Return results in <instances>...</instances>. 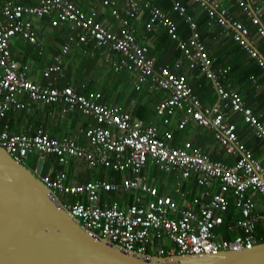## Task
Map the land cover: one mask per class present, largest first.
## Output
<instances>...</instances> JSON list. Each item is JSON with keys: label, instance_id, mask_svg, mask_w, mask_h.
<instances>
[{"label": "built area", "instance_id": "2783aa9c", "mask_svg": "<svg viewBox=\"0 0 264 264\" xmlns=\"http://www.w3.org/2000/svg\"><path fill=\"white\" fill-rule=\"evenodd\" d=\"M36 1L29 4L6 0L1 7L0 122L11 110H28L31 105L41 103L60 104L62 114L80 113L91 117L95 124L83 131L86 144L82 145L71 137H50L41 126L31 134L13 133L6 120L0 123V146L18 161L32 152L46 156L52 165L48 174L41 177L42 182L90 234L126 251L159 256L198 255L251 248L260 243L262 236L255 231L264 214L257 212L253 194L264 196L263 114L249 107L238 90L223 83L230 67L213 68L214 58L200 40L197 24L180 0L174 2L172 10L189 26L186 39L178 36L174 21L153 0H123L124 15L114 0H100L104 6H112V15L120 23L118 32L96 21L95 11L86 13L69 0ZM190 1L204 8L219 26L232 28L233 32L225 30V34H230L264 71V59L253 42L252 45L248 42L250 29L232 21L226 8L220 7L216 0ZM235 1L249 17L255 36L264 43L260 7L264 0ZM142 10L148 14L147 31L162 26L176 43L181 52V59L175 63L176 71L184 61L187 69L197 70L211 82L216 95L213 103L203 104L183 73L168 66L155 68L154 60L147 54L148 47L135 41L128 19L136 18ZM53 14L52 27L67 22L72 32L54 54L53 63L42 71L45 83L38 84L27 77L21 64L12 57L9 41L20 34L28 42L38 44L31 19ZM90 39L98 47L106 45L120 54L111 66L116 72H133L136 90L149 83L153 90L166 92L155 105L164 129L144 123L118 105L102 102L99 92L84 94L70 86L57 85L62 59L71 45L86 44ZM249 79L259 88L254 75ZM178 112L180 115L176 116ZM236 115L259 140L261 157L257 158L240 140L233 121ZM173 118H177L175 125L179 130L189 124L212 130L215 142L235 162L213 160L191 141L175 146L174 134L167 128ZM69 158L123 176L119 182L69 183L66 171L58 169ZM151 168L173 175L174 187L160 191L150 177ZM192 180L195 184H191ZM66 196L72 199H65ZM220 230L232 236L223 238Z\"/></svg>", "mask_w": 264, "mask_h": 264}, {"label": "crops", "instance_id": "0c3cea01", "mask_svg": "<svg viewBox=\"0 0 264 264\" xmlns=\"http://www.w3.org/2000/svg\"><path fill=\"white\" fill-rule=\"evenodd\" d=\"M5 0H0V8ZM33 2L29 4H33L36 2V0H32ZM73 2L76 6L80 7L83 10H96L98 12V20L105 25L108 29H110L113 32H118V29L120 27L119 21L112 17L110 14V9L108 7H102L96 0H70ZM116 7H118L120 14L123 15L124 13V6H123V0H114ZM176 0L172 1L171 7L173 9V4ZM219 3L220 7L226 8L228 16L231 18L232 21H238L241 22L245 27H249L251 31V35L248 36V40L250 42H253V44L260 42L259 39L254 34V27L249 22V17L247 14H245L242 9L238 6L237 2L235 0H216ZM23 2V0H22ZM180 2L185 6L186 13L190 15L187 12L190 11L191 13L197 17V15L200 12H206L204 8H202L199 4L195 2H191L190 0H180ZM25 3V2H24ZM158 8H160L167 16L170 17V13L167 12V10L162 9L157 4H155ZM255 6V5H253ZM261 9L264 12V4H260ZM208 17L212 20L210 27L207 28L208 31L203 32L198 31V24L196 22V18L192 15L193 20L197 24V31L199 34L204 35V39L201 37L200 40H203L204 45L206 49L208 50L209 54L214 58L213 68H224L228 65H226V61L223 58L224 64L215 65L216 64V58L215 54L213 52L214 48L217 52H219L222 56L226 52L225 50H221L223 47V44H220V40H229L231 38L230 34H225L227 30L229 33L233 32L232 28L224 29L223 27L219 26L216 23V20L214 18H211L209 14L206 12ZM179 15V14H178ZM264 16V15H263ZM54 17V15L43 17V18H32V25L34 28V31L38 38V44L30 43L26 39L15 36L10 41L9 50L11 52L12 57L21 64V68L24 69L26 72L27 77L38 84L45 83L46 79L42 75V71L53 62V56L57 52H59L61 45L67 40L69 34L72 32L67 25L61 24L57 27H52L50 25L51 18ZM179 17L183 20V23L187 26V36L183 37L181 35L178 29V25L176 24L175 20L171 18L174 21V24L176 26V31L178 33V36L181 39H186L189 35L188 30L189 26L185 19L179 15ZM185 21V22H184ZM148 22V14L146 10H142L138 16L133 19L132 24L135 26L133 27L134 35H135V41L141 45H148L150 46L153 36L152 34L156 32V30L160 27L157 26L156 28L152 29L151 31L146 30V24ZM216 27H220L221 33L215 34ZM247 27V28H248ZM248 28V29H249ZM215 34V35H214ZM200 36V35H199ZM171 39V38H170ZM172 40V39H171ZM171 45L176 47V43L172 40ZM171 45H167V52L164 54L161 59H158L160 57L159 54L157 55H150L148 51V56L154 60V65L156 64V61L161 62L160 64L167 65L170 69L176 71L175 63L181 59V52L178 50V52L174 51V49H171ZM149 48V47H148ZM80 50V52L85 54L88 57H96L97 60L100 58L102 61L105 60L109 63L111 66V62L118 60L120 57V54L113 49H111L109 46H100L97 48L93 42H88L86 45L81 46H72L69 50V52L66 55H70L73 57H78L79 54H76V51ZM180 53V54H179ZM99 56V57H98ZM67 57V56H66ZM79 61L81 59L79 58ZM182 61V60H181ZM229 61V60H228ZM222 62V63H223ZM70 63L64 61V57L62 59V71L60 74V77L56 80V83L59 87L70 85L74 87L77 91L83 92L82 88L84 87L86 80L81 81L82 84L80 87H75V79L76 75H69L67 73L68 66L71 67L74 70H77V63L73 67L72 65H69ZM161 66V65H160ZM159 67V66H158ZM230 67V66H229ZM112 68V66H111ZM70 69V68H69ZM73 70V71H74ZM113 70V68H112ZM114 71V70H113ZM116 72V71H114ZM120 72H126V78L123 79L124 81L121 84H129V88L124 85L117 86L116 81L114 87L112 89H116L115 92L108 93V95L103 96V94L100 91L101 94V101L104 103H107L109 105H118L123 111L129 112L132 114L130 109L133 107H136L138 104L145 105L147 110L151 112L150 110H154V114L151 112L149 119L151 120H141L145 122L146 124H156L160 126L161 129H164L165 127L160 125V117L156 115L155 112V105L157 101L166 96V92L159 90L160 93L157 95H153L152 88L149 87V83L143 84L141 86L140 90H136L134 87V80L136 78V75L133 72H130L128 70H122ZM177 73H183L189 85L193 88H205L204 94H206V89L209 92L205 96V100L202 101L203 104H211L216 99L215 92L213 90L212 84L209 80H207L203 75L199 74L197 70H189L186 67V64L184 61H182V67L176 71ZM119 73V72H116ZM238 73H235V76L231 73H227L226 77L223 79V83L225 85H230L234 89L238 90L246 104L251 107L255 112L262 113L261 120L264 122V106H262L264 101V77L263 76H255L258 83L260 84L259 88L256 86H253L251 83H247V80H243L240 75H236ZM202 77H204L206 80H204ZM236 78H240L239 80H236ZM205 81V82H204ZM204 82V83H203ZM252 82V81H250ZM62 84V85H61ZM90 92H95V90H91ZM87 94V93H84ZM197 95V94H196ZM198 96V95H197ZM1 98V97H0ZM23 110V109H22ZM9 113H15L12 115V117H8ZM152 114V116H151ZM180 113L178 112L176 116H179ZM67 117V119H66ZM11 119L13 122V125L10 126V130L13 133H23V134H31L34 132V130L41 126L44 131L50 136V137H71L76 140L79 144H86V138L84 136L83 131L88 126H93L95 124L94 120L91 117L84 116L80 113L76 112H70L68 114H62L60 104H41L36 103L29 107L28 111L23 110L18 112L16 109L11 110L8 112L6 118H4L0 123L2 124L4 121ZM178 118V117H177ZM177 118H173L171 120V124L167 126L170 130H172L174 134V141L173 144L175 146H180L185 141H191L195 146L199 147L204 153H206L211 159L213 160H221L223 162L233 164L235 161V158L231 155L225 154L223 155L221 152L216 150V146H207L205 144V139L201 136L200 133H198L199 126L194 124L187 125L184 129L179 130L176 128V120ZM160 120V121H158ZM235 120V121H234ZM158 121V122H156ZM233 121L236 122L238 127V134L239 136H243L244 133H248V135H253L252 131H250L247 128V125L244 124L240 117L238 115L234 116ZM9 122V121H8ZM171 126L174 127V129H171ZM203 128V127H202ZM207 130V128H204ZM186 130V132L189 133V139H186L185 135L182 131ZM210 130V129H209ZM69 131L70 133L67 132ZM212 133V130H210ZM51 132V133H50ZM182 132V133H180ZM60 134V135H56ZM254 136V135H253ZM213 137V133H212ZM256 138V137H255ZM257 139V138H256ZM214 140V138H213ZM217 144V143H216ZM218 145V144H217ZM219 146V145H218ZM220 147V146H219ZM254 151V150H253ZM225 153V152H224ZM210 154V155H209ZM254 154L257 158L261 157L262 151L260 149V142H259V149L258 151H254ZM41 156V155H40ZM51 159V157H49ZM215 158V159H214ZM52 162H54L53 159H51ZM58 169H62L66 171L68 182L69 183H82L90 180L94 181H106V182H112V174L114 172H111L108 169L102 168V167H94L89 168L83 161H80L76 158H69L67 163L58 167ZM87 170H90L91 172L87 174ZM105 170H107L105 172ZM152 170V168H151ZM91 175V177H90ZM119 180L122 178L123 174H118ZM150 177L154 179V183L161 189L167 188L171 189L174 187V179L173 175H168L162 173L161 176L157 177L152 175V172H150ZM119 182V181H117ZM191 184H195V180L191 181ZM162 191V189L160 190ZM165 191V190H164ZM171 192V191H168ZM254 200L256 202V210L260 214H264V196L258 193L253 194ZM65 199H72L70 196H66ZM260 224L264 225V219L259 222ZM258 223V224H259ZM258 235V234H257ZM260 236V235H258ZM262 236V235H261Z\"/></svg>", "mask_w": 264, "mask_h": 264}, {"label": "water", "instance_id": "95a60500", "mask_svg": "<svg viewBox=\"0 0 264 264\" xmlns=\"http://www.w3.org/2000/svg\"><path fill=\"white\" fill-rule=\"evenodd\" d=\"M51 165L40 157L30 169L0 146V264H264V242L199 255L126 251L90 234L42 182Z\"/></svg>", "mask_w": 264, "mask_h": 264}, {"label": "trees", "instance_id": "16d2710c", "mask_svg": "<svg viewBox=\"0 0 264 264\" xmlns=\"http://www.w3.org/2000/svg\"><path fill=\"white\" fill-rule=\"evenodd\" d=\"M172 1L173 0H153V3L157 4L159 7H161L164 10H167V12L170 13V17L173 18L175 20L176 24L178 25V29H179L178 32H180L183 37H186L187 36V26L185 23H183V20L179 17V15L172 10V7H171ZM24 2L25 3H31L33 1L32 0H23L22 3H24ZM35 3H37V1L34 2L33 4H35ZM240 9H241V7H240ZM189 10L190 11H188V9H187V12L190 15H192L194 17V19L196 18L195 20L198 24V31H200V32H203L204 30H205V32L208 31L207 28L210 27L209 25L211 24L212 20L208 17L206 12L202 11L197 15V17H195L191 13V11H192L191 8ZM0 14H1V8H0ZM122 14L124 15V13H122ZM263 15H264V12L262 13V18H264ZM128 19H129L130 26L135 27L132 24L133 19H135V18L129 17ZM31 21H32V19H31ZM249 22H250V20H249ZM216 28H217V30L215 29V34L217 35V34L221 33V30L219 29L220 27H216ZM188 33H189V30H188ZM199 35H200V39H201V37L204 39L203 34H199ZM152 36H153L152 42H151L150 46L148 45L149 54L152 56L159 54L160 57H158V59H161V57H163L164 54L167 52L168 47H166V46L168 44L171 45L172 40L170 39V36L167 34L166 30L162 26H160L156 30V32H154L152 34ZM201 41L203 43L205 41V39H204V41L203 40H201ZM259 41L261 42V45L263 46L262 48L260 46L257 47V45L255 43H254V45L256 46L258 51L264 55V52H263L264 43L261 40H259ZM219 43L223 44V47H222V49H220V51L225 50L226 52L222 56L214 48L213 52L215 51L214 54L216 53L215 54V58H216V64L215 65L224 64L223 61L225 60L226 61L225 64L230 66L229 73H231L234 76H235V73H238L236 75H240V77L243 76L242 79L247 80V83L249 82L253 86H254V84L252 82H250L251 80L249 79V77L251 75H254V76L257 75V76H263L264 77L263 69L257 64L256 60H254L248 56V54L244 51V49H242V47L236 41H234L233 39L230 38L229 40H226V41L220 40ZM171 49H174V51L178 52L176 47H174L173 45H171ZM223 58H224V60H223ZM96 59H97L96 57L86 59L83 62V66H81L80 68L77 67L78 68L77 70H74L68 66L67 73L69 75H76V79H75L76 81L74 83L75 87H80V85L82 84L81 81H84V79L86 80V83H85L84 87L82 88V90H83L82 93H88L91 90H93V91L95 90V91H100L103 94V96H105V95H108V93H110V90H108V88H105V87H101L100 89L98 88V85H97L98 77L96 76V74H97ZM160 63L161 62L156 61V64H155L156 69L160 65L161 66H167L164 64H160ZM82 68H83V71L81 72ZM202 78L204 80H206L204 77H202ZM239 79L240 78H236V80H239ZM201 87L200 88H197V87L194 88L193 87L192 89H193L194 93L197 94L198 97H200L202 99V101H204L205 96L209 92V89H208V91L206 89V94H204L206 87H204L203 89ZM262 106H263V104H262ZM23 110H25V109H23ZM23 110H16V111H18V112L22 111L23 112ZM148 110L145 107V105H142V104H138L136 107H133L132 109H130L133 116H135L137 118H141L143 121L146 120V121L150 122L151 120L146 119V118H149L151 112L154 114V110H150L151 112H149ZM13 114H15V113H9L8 117L9 116L12 117ZM151 116H152V114H151ZM8 121H9V124L13 125V122L11 119L8 118ZM158 121H160V120H158ZM158 121H156V122H158ZM160 124H161V122H160ZM239 138L248 148H251L254 151H258L259 140L256 139L252 134L248 135V133H244L243 136L240 135ZM111 172H113V171H111ZM118 174H120V173L114 172L112 174V179H111L112 182L119 181V175ZM161 189L163 192L164 188L161 187ZM113 195H115V194H113ZM221 229H223V227ZM220 232H221L220 235L223 238H229L232 236L231 233H228L226 231L220 230ZM255 233L258 235H262L260 242H264V237H263L264 225L263 224L259 223L257 225Z\"/></svg>", "mask_w": 264, "mask_h": 264}, {"label": "rangeland", "instance_id": "374dc122", "mask_svg": "<svg viewBox=\"0 0 264 264\" xmlns=\"http://www.w3.org/2000/svg\"><path fill=\"white\" fill-rule=\"evenodd\" d=\"M256 45H257V47L258 46H260L261 48L263 47L261 45V42L256 43ZM263 52H264V48H263ZM76 54H79V56L73 57V56L65 54L64 55V61L67 63L69 62L70 63L69 65H72L73 67L77 63V67L80 68L81 66H83V62L86 59L93 58V57L87 58V56L85 54L82 55L80 50H77ZM79 58L81 59V61H79ZM96 65H97L96 76L98 77L97 85H98L99 89L101 87H105V88H108V90L112 91V93L115 92L116 89H112V87H114V85H115V80H116V85L118 87L124 85L125 87L127 86L129 88V84H125V83L121 84L124 81L123 79L126 78V75H127L126 72H119V73L114 72L112 70L111 66L109 65V63L106 62L105 60L102 61L100 58L98 60L96 59ZM82 71H83V68L81 69V72ZM114 88H116V87H114ZM159 93H160L159 90H155L153 92V95H157ZM66 119H67V117H66ZM171 129H174V127L171 126ZM66 132H67V135H68V133H70L69 131H66ZM182 132L185 135L186 139H189V133L186 132V130H184ZM182 132H180V133H182ZM197 132L200 133L201 136L206 140L205 144L207 146H213V147L216 146V150H218L223 155H225L223 149L216 144L215 140H213L212 133L209 129L206 130L202 127H199ZM56 135H60V134H56ZM40 157H41L40 154L32 152V153H29L26 157H24L22 159V161H23L24 165H26L28 168L32 169L36 165L37 160ZM87 171H88L87 174H89L91 172L90 170H87ZM106 171L107 170H105V172ZM151 172H152V175L157 176V177L162 175V173L156 168H152ZM90 177H91V175H90ZM156 244L158 245L159 242H156Z\"/></svg>", "mask_w": 264, "mask_h": 264}, {"label": "bare ground", "instance_id": "6f19581e", "mask_svg": "<svg viewBox=\"0 0 264 264\" xmlns=\"http://www.w3.org/2000/svg\"><path fill=\"white\" fill-rule=\"evenodd\" d=\"M69 1H70V0H69ZM96 1H97L102 7H104V8H105V7H108V8L110 9V14H111V16L114 17V16L112 15V6H108V5H107V6H104V5L101 3L100 0H96ZM70 2H71V1H70ZM72 3H73V2H72ZM73 4H74V3H73ZM74 5H75V4H74ZM75 6H76V5H75ZM76 7L79 8L80 10L86 12V13H89L90 11H92V10H88V11H86V10L81 9V8L78 7V6H76ZM93 11H95L96 14H97V15H96V21H98L99 23H101V22L97 19V18H98V12H97L96 10H94V9H93ZM53 15H54V14H53ZM1 16H2V15L0 14V18H1ZM65 24L67 25V27H69V28L71 29L69 23L66 22ZM101 24H102V23H101ZM102 25H103V24H102ZM103 26H104L105 28H107L105 25H103ZM71 31H72V29H71ZM15 36H20V37L24 38V37L21 36L20 34H16V35H14L13 37H15ZM13 37H12V38H13ZM12 38H11V39H12ZM11 39H10V41H11ZM24 39H25V38H24ZM10 41H9V46H10ZM90 41L93 42V43L95 44V41H94V40H92V39L88 40V42H90ZM88 42H87V43H88ZM87 43H86V44H87ZM86 44H78V45H77V44H72L71 47H72V46H81V45H86ZM95 46H96L97 48L100 47V46L98 47L96 44H95ZM68 52H69V51H68ZM68 52H67V53H68ZM53 60H54V56H53ZM52 63H53V62H52ZM52 63H51V64H52ZM51 64H49V65H51ZM49 65H48V66H49ZM67 86H70V85H67ZM70 87H71L72 89H74L75 91H77L74 87H72V86H70ZM253 198H254V197H253ZM84 229H85V228H84ZM203 254H204V253H203ZM198 255H199V254H198Z\"/></svg>", "mask_w": 264, "mask_h": 264}, {"label": "clouds", "instance_id": "9594fccd", "mask_svg": "<svg viewBox=\"0 0 264 264\" xmlns=\"http://www.w3.org/2000/svg\"><path fill=\"white\" fill-rule=\"evenodd\" d=\"M41 155V154H40ZM41 157H43L46 161H47V157L46 156H44V155H41ZM20 162H23V161H20ZM48 162H50V161H48ZM34 168V167H33ZM32 168V169H33ZM90 168V167H89ZM34 170V169H33ZM56 195V194H55ZM57 196V195H56ZM58 197V196H57Z\"/></svg>", "mask_w": 264, "mask_h": 264}]
</instances>
